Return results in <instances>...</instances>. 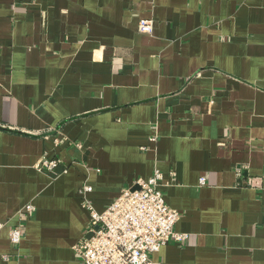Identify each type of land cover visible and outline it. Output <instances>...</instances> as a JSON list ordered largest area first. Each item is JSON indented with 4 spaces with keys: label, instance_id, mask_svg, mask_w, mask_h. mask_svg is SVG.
Wrapping results in <instances>:
<instances>
[{
    "label": "crops",
    "instance_id": "1",
    "mask_svg": "<svg viewBox=\"0 0 264 264\" xmlns=\"http://www.w3.org/2000/svg\"><path fill=\"white\" fill-rule=\"evenodd\" d=\"M157 169L189 238L153 264H264V0H0V264H79L80 190Z\"/></svg>",
    "mask_w": 264,
    "mask_h": 264
},
{
    "label": "built area",
    "instance_id": "2",
    "mask_svg": "<svg viewBox=\"0 0 264 264\" xmlns=\"http://www.w3.org/2000/svg\"><path fill=\"white\" fill-rule=\"evenodd\" d=\"M139 30L153 33L154 20L141 18ZM58 165L59 160L45 156L37 163V168L53 170ZM162 178V173L157 169L147 179H136L102 212L97 211L86 196L92 187L85 185L80 190L84 206L91 214V224L75 245L80 257L79 264H153L152 253L171 241L180 245L187 241L189 234L175 229L181 213L167 204L159 187ZM199 183L205 185L206 177L202 176ZM34 210V204L29 203L23 212L32 213ZM6 224V221L0 220V231ZM90 233L92 236L88 237ZM9 234L12 245L18 247L24 236L23 228L12 227Z\"/></svg>",
    "mask_w": 264,
    "mask_h": 264
},
{
    "label": "water",
    "instance_id": "3",
    "mask_svg": "<svg viewBox=\"0 0 264 264\" xmlns=\"http://www.w3.org/2000/svg\"><path fill=\"white\" fill-rule=\"evenodd\" d=\"M92 236V234L90 233V234H88V237H91Z\"/></svg>",
    "mask_w": 264,
    "mask_h": 264
}]
</instances>
